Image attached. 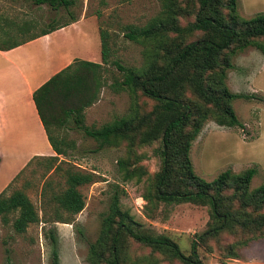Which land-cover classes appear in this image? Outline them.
Here are the masks:
<instances>
[{
    "label": "trees",
    "instance_id": "16d2710c",
    "mask_svg": "<svg viewBox=\"0 0 264 264\" xmlns=\"http://www.w3.org/2000/svg\"><path fill=\"white\" fill-rule=\"evenodd\" d=\"M158 1L160 12L146 25L125 27L128 30L125 37L143 48V65L139 69L108 61L109 35L99 31L100 64L73 60L32 93L36 115L54 155L34 157L22 170L37 159L45 162L47 172L60 173L63 177L61 185L53 188L51 180L43 181L40 197L52 208L53 218L46 221L69 225L84 208L79 189L93 183L94 175L58 160L59 156L65 155L63 146L66 143L54 136L57 129L69 123L74 130L81 131L96 143L95 152L125 142L126 151L131 154L134 146L158 141L161 166L141 196L144 209L150 212L159 203L188 202L205 206L208 209L207 227L189 242V252L184 255L169 237L134 230L128 212L120 209L119 189L114 185L97 237L87 244L86 264H159L154 254L168 262L202 264L197 256L196 241L203 243L222 233L243 237L239 244L264 238V186L248 187L256 168H246L238 173L225 170L205 182L195 175L188 156L191 141L206 121L220 127L241 128L232 102L252 99L253 95L230 92L225 83L226 72L232 68L231 59L246 48L256 49L264 58V14L241 18L237 15L235 0ZM32 3L56 11L68 9L73 0H32ZM182 16L190 18L184 25L179 23ZM67 24L50 25L31 39ZM0 38L10 37L6 32ZM21 43L24 42L13 43V47ZM11 48L0 46V50ZM109 64L116 68L119 77L111 74L110 83H107ZM104 87L114 92L126 90L130 97L128 111L97 129L85 128L83 111L98 101ZM139 97L154 102L147 113L138 114ZM127 156L117 160L119 179L121 182L133 179L139 182L147 174L141 167H133ZM9 216L12 217L11 228L17 235L24 234L30 225L41 221L27 196L19 190L8 196L4 195V190L0 192L1 222L7 224ZM48 237L50 264H58L51 232ZM131 244L144 247L149 253L128 257ZM232 248V245L228 247L227 254L234 258Z\"/></svg>",
    "mask_w": 264,
    "mask_h": 264
},
{
    "label": "rangeland",
    "instance_id": "374dc122",
    "mask_svg": "<svg viewBox=\"0 0 264 264\" xmlns=\"http://www.w3.org/2000/svg\"><path fill=\"white\" fill-rule=\"evenodd\" d=\"M237 15L248 19L255 14H264V0H235ZM160 12L158 0H73L68 9L50 10L47 6H35L32 0H0V29L16 27L26 34H38L50 25L56 26L84 18L83 25L91 32L94 23L99 31L109 35L110 55L108 61L120 66L139 69L143 65L142 46L125 37L126 26L141 28ZM190 18L181 17L184 25ZM89 20V21H87ZM80 31V29H79ZM78 31V32H79ZM79 33L72 34L78 40ZM94 35L97 36L96 30ZM172 37V36H171ZM97 38V37H96ZM89 44L91 43V40ZM88 50L94 54L97 45ZM72 52H81L73 45ZM254 48H246L231 59L232 68L228 70L226 85L230 92L241 95H253L252 99H236L232 102L233 111L241 128H225L206 121L189 148V160L197 178L209 182L216 176L230 170L238 173L246 168L255 167L257 172L249 181V189L264 186V58ZM109 76L119 77L112 65L107 66ZM118 79V78H117ZM130 103L126 90L104 87L98 101L83 111V126L97 129L112 119L123 116ZM138 114L147 113L154 102L139 97ZM54 136L62 138L64 156L58 160L67 161L79 171L92 173L94 182L82 186L79 191L84 200V208L74 216L71 224L50 222L52 208L44 204L40 197L42 182L51 180L53 188L61 185L60 173L47 172L43 160H32L30 165L17 175L4 189L8 196L15 190L22 191L36 209L40 222L30 225L24 234L17 235L11 228V219L3 224L0 219V264H50V243L48 235L55 240L58 264H86L84 259L87 244L97 237L100 221L106 212L108 199L114 190L119 189V205L127 211L133 222V229L153 236L165 235L177 244L182 254L189 252V242L201 235L207 227L208 209L191 203L155 204L150 212L144 209L141 196L152 175L159 171L161 160L158 141L146 146H134L131 154L126 151V143L118 147L103 148L94 151L96 143L74 130L69 123L57 129ZM71 143L72 145H68ZM129 155L133 167H141L146 172L139 182L129 180L121 182L117 160ZM128 157V156H127ZM12 163L13 170L20 162ZM11 170L4 169V173ZM0 178V183H1ZM243 239L230 233H222L214 238L197 244V256L202 264H264V238H253L244 244ZM232 245L235 257L227 254ZM149 253L144 247L131 244L127 256H144ZM159 264H180L178 261H166L154 254Z\"/></svg>",
    "mask_w": 264,
    "mask_h": 264
},
{
    "label": "crops",
    "instance_id": "0c3cea01",
    "mask_svg": "<svg viewBox=\"0 0 264 264\" xmlns=\"http://www.w3.org/2000/svg\"><path fill=\"white\" fill-rule=\"evenodd\" d=\"M85 21L81 17L35 39L31 38L36 34L18 30L22 23L13 29H0V35L7 32L10 37L0 38V46L12 47L0 50V192L32 158L54 155L36 115L32 93L73 60L100 64L98 30L92 23L90 33L83 31L89 29L83 25ZM77 33L80 38L73 40L72 34ZM19 42L24 43L13 47ZM75 44L78 50H85L84 54L72 52ZM91 45H97L98 53L88 51ZM4 162L20 163L11 170L13 164ZM4 169L11 171L6 174Z\"/></svg>",
    "mask_w": 264,
    "mask_h": 264
}]
</instances>
